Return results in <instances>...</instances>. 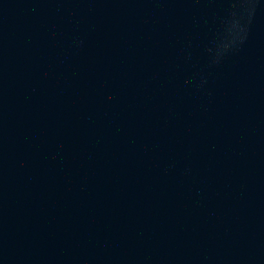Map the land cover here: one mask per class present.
Masks as SVG:
<instances>
[{
	"label": "water",
	"instance_id": "95a60500",
	"mask_svg": "<svg viewBox=\"0 0 264 264\" xmlns=\"http://www.w3.org/2000/svg\"><path fill=\"white\" fill-rule=\"evenodd\" d=\"M0 264H264V0H0Z\"/></svg>",
	"mask_w": 264,
	"mask_h": 264
}]
</instances>
